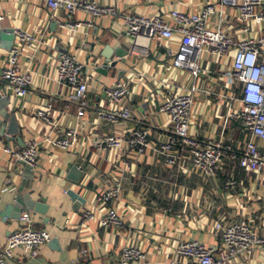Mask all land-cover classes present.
Instances as JSON below:
<instances>
[{
    "label": "crops",
    "instance_id": "obj_1",
    "mask_svg": "<svg viewBox=\"0 0 264 264\" xmlns=\"http://www.w3.org/2000/svg\"><path fill=\"white\" fill-rule=\"evenodd\" d=\"M102 6L115 7L116 18L92 19L78 12L69 16L63 11L50 13L45 0H0L1 14L5 20L0 28L12 33L20 30L35 38L31 48L23 46L20 66L33 71V84L24 99L12 97L11 91L0 80V93L10 95L8 112L17 111L22 128L23 142H8V136H0V249L8 236L21 228L19 220L12 218L11 207L19 196L23 178L22 164L13 163L4 152L5 147L20 150L36 139L42 142L41 160L36 170L35 182H29L23 194L34 191L32 200L46 208V214L30 212L34 227L51 235V242L43 246L37 259L24 258L18 250L17 258L6 264H120L126 247L138 248L144 258L134 264H171L179 245L183 241L197 240L209 247L218 248L219 239L214 234L217 221H245L260 236L264 235V178L240 168V154L249 133L238 122L228 119L230 110L238 103L231 100V91L223 88L225 82L220 73L231 70L233 54L226 60L213 59L202 54V67L210 71L197 81L200 88L223 93L217 96L197 95L191 120L190 134L201 140L222 138L230 148L219 177H210L193 169L187 152L176 168L165 166L156 153L159 142H165L173 133L170 117L160 111L164 101L176 93L189 89L191 75L186 70L175 69L166 58L165 48L153 44L148 58L115 56V50L129 51L132 40L126 35L122 16L134 14L147 17L161 16L169 19L174 10L197 13L207 5H218L219 0H94ZM210 19V26L219 20L220 7ZM224 29L236 40L246 38L238 10L223 9ZM93 21L91 29L83 26L73 30L69 26ZM56 25L53 26V23ZM250 35L257 36L259 28L250 24ZM61 42V43H60ZM179 36L168 45L178 49ZM62 47H60V45ZM19 43H14V46ZM94 46V47H93ZM61 48L80 61L87 63L86 73L90 77L84 117L78 119L79 104L71 100L72 90L58 83L57 61ZM94 50L92 53L91 51ZM0 44V73L7 53ZM113 55L119 65L110 68L107 76L96 72L93 62L102 64V54ZM96 55L97 61L91 56ZM117 82L128 83L130 94L120 106L113 105L105 91ZM3 95V96H4ZM54 108L53 123L56 128L36 118L39 108L51 105ZM129 108L131 119L110 126L99 119L100 111ZM3 120L0 117V133ZM137 128L152 132L150 147L143 156H136L130 149L121 152L106 149L99 151L95 142L109 133L131 137ZM76 129L78 143L69 151L55 149L45 139L53 141L63 132ZM264 146L261 141L257 142ZM9 144V145H8ZM74 163L86 170L82 185L88 189V204L79 211L67 191L79 189L66 181L68 164ZM18 173V174H17ZM231 177L236 185L226 189L225 180ZM122 181L123 193L110 207L118 210L122 226L102 228L100 219L107 206L97 201L115 181ZM45 199V202H41ZM95 214V220L82 224L84 212ZM27 212H23L21 216ZM82 250L88 254L82 255ZM231 264H264V251L257 250L232 261Z\"/></svg>",
    "mask_w": 264,
    "mask_h": 264
},
{
    "label": "built area",
    "instance_id": "obj_2",
    "mask_svg": "<svg viewBox=\"0 0 264 264\" xmlns=\"http://www.w3.org/2000/svg\"><path fill=\"white\" fill-rule=\"evenodd\" d=\"M50 13L63 11L69 16L78 12L89 15L92 19L116 18L119 13L115 7L99 5L94 0H45ZM217 6L220 7V17L214 26H210V19L215 15ZM231 7L238 10L240 20L244 25L243 40H236L228 35L224 29L223 9ZM126 35L132 40L128 56L133 58H148L153 44L158 48H165L166 58L172 62L175 69L186 70L191 75L192 84L189 89L169 96L160 111L170 117L173 133L165 142H159L156 153L169 168H176L182 158V150L191 158L193 169L210 177H219L229 147L222 138L202 142L190 134L192 112L197 95L217 96L224 98L223 93H216L212 89L200 88L197 81L210 71L203 70L202 54H208L213 59L223 61L233 54L231 70L220 73L225 82L223 88L231 91V100L238 103V108L230 110L228 119L238 122L249 133L240 154L239 166L244 171L264 178V0H219L218 5H207L197 13H185L174 10L169 19L161 16L147 17L134 14L122 16ZM5 20L1 14L0 23ZM93 21L69 26L78 30L85 26L93 27ZM250 24L259 28L257 36L250 35ZM19 46H14L7 53L5 65L0 73L3 81L11 91L13 98L24 99L33 84V71L23 70L20 61L24 47L31 48L36 41L29 33L17 30L13 32ZM179 36L178 49L173 50L168 45ZM23 47V48H22ZM58 83L72 90V101L79 104L77 118L84 117L86 99L88 95L90 77L86 73L87 63L80 61L69 53H62L57 61ZM106 97L113 105L120 106L128 98L130 86L128 83L117 82L108 88ZM54 108L48 105L36 111V118L42 123L56 128L53 123ZM99 119L110 126L119 125L122 121L131 119L129 108L112 111H100ZM152 132L148 129L137 128L131 137L109 133L95 142L99 151L111 149L121 152L127 148L136 156H143L150 147ZM79 133L76 129L63 132L55 140L45 139L55 149L69 151L78 143ZM42 142L32 139L20 150L5 147L4 152L13 163L24 164L36 171L41 160ZM236 183L233 178L225 180L226 189H233ZM122 181H115L113 185L97 201L107 206L100 219L102 228L108 229L122 226V218L118 210L110 207V203L118 201L123 193ZM82 224L95 220V214L84 212L81 216ZM20 222L21 228L8 236L6 245L0 249V264L17 258V251L24 253V258L37 259L43 246L51 242V235L43 229H36L30 212L24 213ZM214 234L220 242L218 248L209 247L197 240L183 241L171 261V264H231L233 260L253 251H264V235L241 222L217 221L214 224ZM88 250H82L84 256ZM144 258L138 248L126 247L123 250L120 264H134Z\"/></svg>",
    "mask_w": 264,
    "mask_h": 264
},
{
    "label": "water",
    "instance_id": "obj_3",
    "mask_svg": "<svg viewBox=\"0 0 264 264\" xmlns=\"http://www.w3.org/2000/svg\"><path fill=\"white\" fill-rule=\"evenodd\" d=\"M56 25V23H53V26ZM16 37L15 35L8 30H4L0 28V44L3 46V48L6 51H11L14 47ZM61 43V42H60ZM60 47L61 44H59ZM94 47V46H93ZM94 50L91 51V53ZM61 52L64 54L67 51L64 48H61ZM115 56L119 58L127 57L128 51L124 48H119L115 50ZM113 55H110L108 53L102 54V58L104 59L102 64L100 62H93L91 66L95 68L96 72L107 76V73L110 68L115 69L119 65V61L113 60ZM91 58L94 61H97L98 58L96 55H92ZM4 95V94H3ZM0 93V117L3 120L2 128H1V137L10 136L8 138V142L10 140H14V136L16 137L18 142H23V138L21 137L22 134V128L18 123L17 119V111L15 112H8L7 106L11 104L10 95L5 94L3 96ZM9 145V144H8ZM23 172L20 174L23 178L22 183L19 187V196L16 199L13 206L10 208L13 216L12 218L14 220H19L21 218V214L23 212H33V213H39L42 215L46 214V208L43 207L41 204L37 203L36 201L32 200V195L34 194V191L31 190L30 192L23 194L24 191L27 188V185L29 182H35L37 178V172L26 167L24 164ZM18 174V173H17ZM86 174V170L77 166L74 163L68 164V171L66 173V181L69 182L73 187L79 189V191H75L74 189H70L67 191V196L70 198L71 202L73 203V209L75 211H79L82 207H85L88 204V197L87 194L89 191L86 187L82 185V178ZM41 202H45V199H43Z\"/></svg>",
    "mask_w": 264,
    "mask_h": 264
}]
</instances>
